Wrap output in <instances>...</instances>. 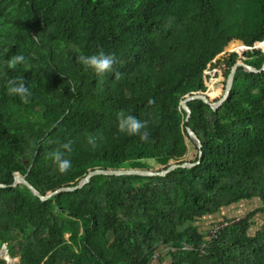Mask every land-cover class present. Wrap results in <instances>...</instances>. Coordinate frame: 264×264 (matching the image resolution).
I'll list each match as a JSON object with an SVG mask.
<instances>
[{"label":"trees","instance_id":"trees-1","mask_svg":"<svg viewBox=\"0 0 264 264\" xmlns=\"http://www.w3.org/2000/svg\"><path fill=\"white\" fill-rule=\"evenodd\" d=\"M100 50L116 63L96 76L78 57ZM14 55L25 62L9 69ZM239 61L264 62V0H0V183L20 172L46 196L97 168L200 161L94 175L44 202L0 188V248L18 264H152L162 250L168 264H264V70L239 67L217 111L188 102L185 122L181 108L193 94L219 101ZM9 80L31 95H8ZM129 115L147 121L146 141L118 131ZM243 201L258 207L207 240L202 223Z\"/></svg>","mask_w":264,"mask_h":264},{"label":"water","instance_id":"water-1","mask_svg":"<svg viewBox=\"0 0 264 264\" xmlns=\"http://www.w3.org/2000/svg\"><path fill=\"white\" fill-rule=\"evenodd\" d=\"M239 67H242L245 71L248 72H260L264 70V62L262 63L261 67L259 69L255 68L252 65L245 64L243 61H239L238 63L234 64L231 72L228 76L227 83H226V89L224 95L221 97V99L217 102H211L208 97L204 94H193L185 97V99L181 102V108L186 113V120L188 121L191 111L189 107L187 106L188 102L194 101V100H201L204 103H206L208 106L211 107L213 111L219 110L224 103L228 100V97L230 95L234 78L237 73V70ZM186 132L188 137L196 143L200 147V156H202V148L203 145L196 135L190 128H186ZM200 161L197 162H183L181 164H172L167 169L161 170V171H152L148 169H103V168H97L94 170L89 171L76 185L74 186H63L55 189L51 192V194L43 196L41 194V191H39L26 177V175H22L20 172H15L14 174V181L11 184L6 183H0V188H7V187H16L18 184H24L26 185L32 192V194L39 198L42 202L50 199L53 196H56L58 194H61V192H71L76 189L82 188L85 184L89 183L90 178L94 175H109V176H122V175H139V176H165L171 171H173L176 168L179 167H192L193 165L198 164ZM20 261V259H19Z\"/></svg>","mask_w":264,"mask_h":264},{"label":"clouds","instance_id":"clouds-1","mask_svg":"<svg viewBox=\"0 0 264 264\" xmlns=\"http://www.w3.org/2000/svg\"><path fill=\"white\" fill-rule=\"evenodd\" d=\"M25 62L23 55H14L6 63L9 69H15L18 64ZM78 62L84 67L85 70H91L96 76H102L112 70L113 65L116 63L115 53H105L100 50L93 55H80ZM7 94L10 96H19L21 100H26L31 95L29 89L22 81L9 80L7 85ZM147 121H140L136 117L129 115L127 117L118 118V131L124 132L128 135H139L141 140L146 141L148 134L141 132V129L146 128ZM88 143L93 147L96 146L95 138L89 137ZM67 151H71V142L61 145ZM64 153L57 150L52 153V159L58 165V170L61 173L67 172L71 167V161L63 158Z\"/></svg>","mask_w":264,"mask_h":264},{"label":"rangeland","instance_id":"rangeland-1","mask_svg":"<svg viewBox=\"0 0 264 264\" xmlns=\"http://www.w3.org/2000/svg\"><path fill=\"white\" fill-rule=\"evenodd\" d=\"M257 207H258V204H257L256 201H243L238 206L236 205L233 208L224 209V211H222L224 214L222 215V219H220L219 222L218 221L216 222L215 219L214 220L212 219V220H207L206 222L202 223V225L205 226L208 230L211 229L210 231H212V229L214 228L212 226L213 224L217 223L216 225H218L219 223L222 224V223L226 222L229 219H239L240 217H244V215L248 211L253 210V209L257 208ZM227 215H229V216H227ZM224 217H226V218L223 219ZM257 221L260 222L259 224H264V216L259 215L257 217ZM3 246H5V245H3ZM1 248H2V246H1ZM2 255H3V253H1V250H0V257H2ZM13 262L15 264H18V258L17 259H13Z\"/></svg>","mask_w":264,"mask_h":264},{"label":"built area","instance_id":"built-area-1","mask_svg":"<svg viewBox=\"0 0 264 264\" xmlns=\"http://www.w3.org/2000/svg\"><path fill=\"white\" fill-rule=\"evenodd\" d=\"M228 224H229V221H226V222H224L222 224L220 223L219 225H217L216 227H214L215 229L214 228L212 229V231L210 232L209 237H208L207 240H210V239L216 237L217 233L220 230H222ZM0 250H1V253H3V255H2L1 258L3 260H5L7 264H11V263L12 264H15L13 262V259H11L10 256H9V254H8V250H7V246L6 245L5 246H2V248Z\"/></svg>","mask_w":264,"mask_h":264},{"label":"crops","instance_id":"crops-1","mask_svg":"<svg viewBox=\"0 0 264 264\" xmlns=\"http://www.w3.org/2000/svg\"><path fill=\"white\" fill-rule=\"evenodd\" d=\"M224 213L222 212L220 214V219H222V215ZM229 216V215H227ZM226 217H224L223 219H225ZM167 251L165 250H162L161 253L157 254V258L154 260V262L152 264H168L169 263V258L167 257V254H166ZM161 257V259L159 258ZM20 258H18V263L20 262L19 261Z\"/></svg>","mask_w":264,"mask_h":264}]
</instances>
